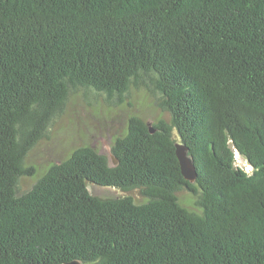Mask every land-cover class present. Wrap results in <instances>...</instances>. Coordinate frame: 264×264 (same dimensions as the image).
I'll list each match as a JSON object with an SVG mask.
<instances>
[{"label":"trees","instance_id":"1","mask_svg":"<svg viewBox=\"0 0 264 264\" xmlns=\"http://www.w3.org/2000/svg\"><path fill=\"white\" fill-rule=\"evenodd\" d=\"M138 90L168 121L130 118L117 166L80 147L20 190L73 95ZM71 262L264 264V0H0V264Z\"/></svg>","mask_w":264,"mask_h":264},{"label":"rangeland","instance_id":"2","mask_svg":"<svg viewBox=\"0 0 264 264\" xmlns=\"http://www.w3.org/2000/svg\"><path fill=\"white\" fill-rule=\"evenodd\" d=\"M105 98L78 91L67 102L62 114L52 124L45 137L30 151L26 166L35 170L32 178H22L19 186L27 191L36 177L41 175L52 164L64 160L69 154L80 147H90L105 156L110 164L111 148L117 138L124 135L128 120L138 117L146 122L168 117L158 109L156 100L144 90L130 93L122 103L108 104ZM110 102V101H107ZM237 165L249 171L247 162L235 155ZM92 193L99 197H114L119 192L108 189L93 188ZM138 202L143 197L138 192L130 194ZM179 199L186 206H191L192 196L184 191Z\"/></svg>","mask_w":264,"mask_h":264},{"label":"water","instance_id":"3","mask_svg":"<svg viewBox=\"0 0 264 264\" xmlns=\"http://www.w3.org/2000/svg\"><path fill=\"white\" fill-rule=\"evenodd\" d=\"M150 133H153V130L150 129ZM175 156L179 163V168L183 179L189 183H194L196 180V170L194 163L191 157L188 156L187 148L182 144L175 145ZM112 165L110 167H115L118 165V161L111 155ZM91 193V191H90ZM67 264H80L79 262H71Z\"/></svg>","mask_w":264,"mask_h":264}]
</instances>
